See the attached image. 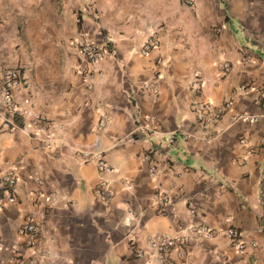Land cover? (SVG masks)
Segmentation results:
<instances>
[{"label": "crops", "instance_id": "obj_1", "mask_svg": "<svg viewBox=\"0 0 264 264\" xmlns=\"http://www.w3.org/2000/svg\"><path fill=\"white\" fill-rule=\"evenodd\" d=\"M80 34L108 44L97 63L73 45ZM152 34L159 45L144 53ZM8 67L23 86L21 128L0 121V178L19 175L17 202L0 209V264H158L149 238L187 232L180 224L217 235L174 247L173 261L264 264V0H0V82ZM154 77L156 91L145 87ZM228 100L218 121L198 122L195 103ZM243 112L260 118H233ZM103 183L115 191L108 203ZM159 189L173 199L167 214L153 203ZM27 214L41 226L31 248L19 234ZM232 227L245 253L231 247Z\"/></svg>", "mask_w": 264, "mask_h": 264}, {"label": "built area", "instance_id": "obj_2", "mask_svg": "<svg viewBox=\"0 0 264 264\" xmlns=\"http://www.w3.org/2000/svg\"><path fill=\"white\" fill-rule=\"evenodd\" d=\"M73 45L78 49V51L83 55V57L90 63H97L100 61L108 52L107 43H98L96 41L90 40L80 34V36L74 41ZM159 45V39L156 34H152L143 46V52L147 53L150 50L157 48ZM224 73H227L230 69V64L226 61L221 64ZM156 77L152 78L151 81L145 84V87H150L156 91L155 83ZM199 85V83H198ZM23 86V81L21 78L20 69L18 67H8L5 69L2 80L0 82V121L1 127L7 130L20 129L21 126L12 119V116L20 111V106L18 105L15 92ZM231 101H226L222 106L216 105L214 103H195L193 110L196 114L198 122L203 125H208L211 122H216L220 119L222 114L231 109ZM27 113V112H22ZM235 120L243 121H258L259 116L250 114L248 112L236 113L233 115ZM38 121L45 122L49 125H54V123L45 116L37 117ZM154 123V118H149ZM110 121V117L104 114L98 123L99 129H105ZM154 126V125H153ZM155 128H151L154 130ZM53 134H48L46 137V148L49 151L55 149V143L53 142ZM175 134L172 133L169 136V141H175ZM49 141V142H48ZM86 158L96 159L99 169L102 171H110L112 168L108 162L101 156L92 154L90 152L84 153ZM145 161H151V154L147 153L144 157ZM152 173L158 171L157 165L154 163L150 168ZM19 180L18 172L15 168H10L1 178H0V209L3 207L16 203L17 194L16 188ZM129 187L131 185L129 184ZM98 198L104 202L108 203L115 195V191L110 187L108 183H103L96 189ZM50 200H55L54 195L50 197ZM173 199L168 190H157L153 194V203L157 206V210L161 214H167L168 207L172 204ZM138 216L134 210L130 209L125 215L124 223L127 227H133L134 222L137 220ZM187 228L185 233L176 234H166L161 236H151L148 240V247L158 255V264H187L185 259H180L178 262L173 261L170 257L171 250L174 247H182L188 244L190 241L199 237H209L214 238L217 232L214 228L202 224L198 226L186 227L183 224L179 225V232ZM19 234L24 237L23 246L26 248H31L37 245L40 241L41 226L40 222L32 214H27L24 217L23 223L19 228ZM231 247L238 253H245L247 250V242L244 240L241 231L237 228H229L225 232ZM15 253L18 252V248L14 247ZM138 255H143L142 250L137 251Z\"/></svg>", "mask_w": 264, "mask_h": 264}]
</instances>
